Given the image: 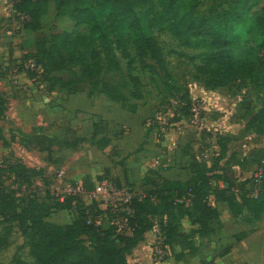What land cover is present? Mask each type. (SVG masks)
<instances>
[{
  "label": "rangeland",
  "instance_id": "1",
  "mask_svg": "<svg viewBox=\"0 0 264 264\" xmlns=\"http://www.w3.org/2000/svg\"><path fill=\"white\" fill-rule=\"evenodd\" d=\"M90 1L96 2L95 0ZM122 1L124 6L134 10L138 18L151 23V33L160 50L163 64H158L155 60L147 57V65L153 67L144 66L134 46L133 37L125 33L123 42L131 54L132 65L130 68V60L123 57L120 50L117 49V37L111 32L109 38L112 44L111 47L109 46V50L114 61H108L105 50L103 51L102 45H109V43L103 44L101 39L96 42L97 47L103 51L101 77L107 82L120 86L127 82L129 88L136 91L131 83L130 73L137 76L140 80V87L136 94L140 95V98L130 95L126 102L113 101L110 103L109 101L112 100L109 98L99 96L100 98L95 102L96 117L90 121L85 117H73L75 109L83 108L80 106L84 100L80 98L81 96L71 100L70 97L74 94L71 92L77 88L76 93H87L92 86L89 80L81 77L83 66L77 63L72 64L61 77L64 81H70V92L59 87L49 91L48 84L44 81L43 88L20 89L23 91L19 94L23 98L21 103H14L7 99L8 112L6 111L1 116L0 129L1 135L6 133L8 149L3 151L0 148V163H5L9 158L14 157L22 162L26 175L42 177L45 174L64 170L66 179L79 182L97 181L103 176H108L119 181L122 185L133 186L145 192L148 188L140 184L145 183L144 180L140 181L141 175L157 172L150 166L144 168L140 165L138 154L146 148L143 147L144 136L140 138L139 133L141 129H144L143 131L149 134L146 136V143L154 145V148L149 150L153 152L150 154L152 159L158 155H160L159 160L168 157L169 152L173 151L169 146H172L177 135L192 132L202 138V141L200 139L198 141L204 143H202L204 145L202 150H207L206 154L211 163L214 161L212 166L215 164L216 158L219 157L216 147L224 144L228 148L233 147L239 151L235 152V157L239 159L244 168H247L250 160L257 162L256 168L250 176L253 177L256 170L264 165L259 153L260 147L264 145L263 118L257 117L254 122L256 125L254 131L260 135L249 131L246 125L258 113L264 114V76L261 75L256 80L233 81L219 89H216L217 87L210 89L206 83L208 84V81L214 83L217 79H209L210 76L200 74L198 67L204 65L211 49L205 47V43L195 44L199 38L192 33L199 29L197 24L192 22L190 12L184 10L182 6H171L169 2H163V0ZM236 7L240 11L245 9L247 17L245 22L236 25V31L243 34L242 40L230 47L229 50L235 57H241L249 52H253V55L258 57L259 43L264 35V28L260 23L264 14V0H199L197 11L194 12L193 17L208 16L214 10L222 12ZM72 10L76 13V3L73 4ZM0 23L3 24L4 32L9 38L8 51L13 55L18 51L17 57L11 60L14 65L27 53L32 54L39 40L45 41L48 45L52 44L57 31L70 32L74 28V19L68 15L59 16L56 14L53 3L49 7L47 17L43 20V28L39 31L28 32L24 29L22 20L9 14L7 0H0ZM77 29L89 36L93 34L87 24L78 25ZM82 50L87 52L88 48L84 47ZM8 65L0 63V73L6 74L7 69L5 71V68ZM9 85L12 86L9 79L1 83L3 89L4 87L8 89ZM20 90L18 91L20 92ZM183 93H188L192 106L199 112V123L217 129L216 136L206 130L201 131L196 127L186 125L169 126L165 135L162 136L158 135L154 127H146V121L150 117H167L169 124L175 123V113L180 108L176 101ZM97 94L102 93L98 92ZM184 112L186 109L180 111L182 117H188L189 114ZM99 115L113 117L114 119L111 120L114 123L110 124L109 121L99 118L102 117ZM128 117H143V128L138 126L132 130L126 126L123 121ZM219 118L226 119L229 127L237 124L240 127V136H246L245 133L255 134L250 138L255 144L251 148L253 152L250 155L243 154V147L237 148L238 145L242 146V143H237L236 137L227 136L228 134L225 136L216 125H211L210 119L217 120ZM77 127H79L78 131ZM257 127L263 131L259 132ZM172 134L176 136L172 138ZM119 145H124L122 152L118 148ZM183 152L186 151L181 150V158H185ZM242 159L244 160L242 161ZM127 160H131L132 168L127 166ZM9 173L0 172L1 184L5 186L12 184L14 179ZM4 175H6L5 179ZM149 175L145 180L150 179ZM250 181L251 178L248 182L250 183ZM49 183L50 181H47V184ZM13 209L6 199H3L2 203L0 202V264H13L17 259H22L27 264H38L31 254L32 231L27 228L29 222L23 225L20 221L8 218L4 220L3 213L8 212L12 215ZM41 211V208L37 207L36 212L41 213ZM182 211L191 214L187 208H183ZM53 215L54 220L60 224L78 218L77 214L67 210L54 212ZM193 217L194 214H191V221ZM165 221L163 217L155 218L154 224L147 231L152 232L153 235L156 229V235L154 234L156 237L157 228L162 222L166 224ZM187 225L189 226V223L185 219L183 227ZM179 245V247L185 246L186 248L191 246L184 240H181ZM153 247L149 251L148 261L142 259L140 253L135 251L130 254L129 262L131 264L172 263L173 248L169 246L165 255L160 258L156 256ZM219 255L220 253L213 257L211 264H215V259ZM259 262L260 260H255V264H259Z\"/></svg>",
  "mask_w": 264,
  "mask_h": 264
},
{
  "label": "trees",
  "instance_id": "2",
  "mask_svg": "<svg viewBox=\"0 0 264 264\" xmlns=\"http://www.w3.org/2000/svg\"><path fill=\"white\" fill-rule=\"evenodd\" d=\"M17 0L14 8L21 14L28 17L24 23L26 31L34 32L43 28V20L47 17L51 3L54 4L56 14L59 16H71L74 19L72 31H57L54 34V43L47 44L45 41H38L32 54L27 53L24 58H35L44 68V81L48 84V90L56 88L67 89L69 91L70 81L61 79L68 67L72 64H80L82 68V79L90 81L92 88L88 90L89 96L98 92L106 95L110 100L126 102L129 96L140 98L136 94L139 90L140 80L130 73L131 83L135 90L129 88L126 82L122 86L116 83L107 82L102 79L103 51L109 60L114 61L110 53L112 41L109 33L116 37L117 49L123 57L129 59L131 68V54L126 48L123 38L127 33L133 37L134 46L139 53L141 63L146 67V58L150 57L158 64H163V58L155 39L151 33V23L138 18L133 9L124 6L122 0ZM169 2L171 6L179 5L192 16V22L197 24L198 31L192 33L197 39V45L205 43V47L211 49L206 57L203 66L198 67V72L217 81L207 86L218 88L226 86L233 81L256 80L261 75L264 76V35L259 43L258 57L249 52L241 57L231 54L229 48L240 42L243 34L236 31V25L245 22L246 10L232 8L226 11L217 12L214 10L208 16L193 17L197 11L199 0H163ZM76 3V13L72 6ZM106 18V19H105ZM260 23L264 28V14ZM87 24L90 26L92 35L77 29L78 25ZM102 40L103 51L97 45V40ZM100 40V41H101ZM87 47V52L82 48ZM89 57V59H88ZM115 64V63H114ZM117 67L119 65L117 64ZM30 76L32 72H28ZM213 84V85H212ZM74 89L71 93H76ZM70 92V91H69ZM181 100L186 102L180 110L186 109L188 114L191 99L188 93H183ZM178 109V112L180 111ZM7 111L6 99L0 94V119ZM264 114L258 113L250 119L247 128H256L255 119ZM180 120V116L175 118ZM264 126V125H263ZM258 128V127H257ZM258 131H263L258 128ZM0 129V137H1ZM226 147L223 144V149ZM191 169L193 178L186 182H171L161 177L151 178L152 188L146 189L147 197L141 201L133 203L134 215L131 225L134 228L133 235L128 237L116 235L112 228H102L94 224H88L84 216V210L79 209L78 218L71 224L61 225L47 220L51 214L61 210L72 208L71 201L66 203L53 202L48 195V199H37L20 197L17 191L10 187H0V202L3 199L12 205L13 214L3 213L6 218L20 221L23 225L28 223L31 233V254L38 264H130L127 255L143 239L145 232L154 224L153 220L158 217L165 218L166 224L160 225L166 239L165 243L170 246L178 235L177 219L184 215L194 214L193 221L199 222L201 233L211 231V222L218 216L215 206L209 204V197L215 199L228 200L226 190L216 189L212 185V175L207 173L199 163H192ZM0 171H9L24 181L30 175L24 173L22 164L10 167L9 170L0 168ZM117 181V180H116ZM119 185L120 182L117 181ZM186 196L190 197L192 205L176 203V200ZM264 192L258 199H253L249 204L261 209L264 205ZM37 207L41 208V213L36 212ZM183 208H187L190 213H184ZM13 264H27L22 259H17Z\"/></svg>",
  "mask_w": 264,
  "mask_h": 264
},
{
  "label": "crops",
  "instance_id": "3",
  "mask_svg": "<svg viewBox=\"0 0 264 264\" xmlns=\"http://www.w3.org/2000/svg\"><path fill=\"white\" fill-rule=\"evenodd\" d=\"M8 50L9 38L4 32L3 24L0 23V63L10 65L5 68V71L7 69L6 74L0 73V94L6 101L8 99L14 103H21V101L23 102V98H21L19 94L23 91L20 89H26L24 84H30V77L27 72H20L16 80L11 78L10 72L14 66V62H11V60L17 57L18 51L13 55ZM7 79L10 80L12 86L9 85L8 89L5 87L3 89L1 83L7 81ZM209 88L211 89L212 87ZM219 88L220 87L216 89ZM18 90H20V92ZM77 96H81L80 98H83L84 103L80 106L83 108L75 109L73 117H85L88 118V121L96 117L95 102L100 98L99 96L108 98L103 94L89 96L88 91L82 94H72L70 98L73 100L77 98ZM109 102L111 103L113 101ZM6 106L8 108V104H6ZM99 116H102L99 118L109 121L110 124L114 123V121L112 122L114 119L113 117ZM142 118L143 117H128L123 123L132 128V130L136 129L138 126L143 128ZM210 120L211 125H216L218 130L225 136L228 134L227 136L231 135L236 137L237 143H242V146L238 145L239 147L237 148L243 147V154L245 156L253 152L251 148H253L255 144L250 138L255 135L254 133H245L244 135L246 136H240L241 134L239 133H241V131H239L240 127L237 124L236 126H231L230 124L231 127H229L224 118ZM78 130L79 127H77V131ZM143 130H140L139 135L140 138L144 136L143 147L146 149L138 154L140 165L144 168L150 166V168L157 173H152L150 175L143 173L140 181L142 182L144 180L145 183L140 184L150 189L153 186L150 179L155 177H161L171 182L189 181L194 175L191 165L196 162L205 168L209 175H212L211 182L214 188L226 190V194L224 195H226V197H231V202L228 200L215 199V207L218 211V216L212 220L211 231L206 234L199 231V222L191 221L192 218L190 215H184L177 219L178 235L170 245L174 251L172 263L170 264H211L213 257L219 253L220 255L218 258L215 259V264H255V260H260L259 264H264V205L261 209H258L249 204L253 202V199L249 195L251 184L248 181L251 178L250 176L253 170L256 168L257 162L250 160L247 164V168H244V166L240 164L239 159L235 157L237 149L233 147H224L223 149V145L221 144L222 146L216 147L219 157L216 158L215 164L212 166L211 164L214 161L211 163V160L206 154L207 150H202V148H204V143L202 142V144L198 141V139L202 141V138L198 134L192 132L179 133L177 135V138L172 142V146H169V148L172 147L173 151L169 152L168 157L159 160L160 155H158L152 159L150 154H153V152L149 150L153 149L154 145L152 143H146V136L149 134L145 133ZM248 130L255 132L254 128H248ZM255 133L259 134L258 132ZM5 134L6 133H3V136L0 137V148H2L3 151L8 149ZM175 136V134H172L171 137L174 138ZM118 148L122 152L124 145H119ZM182 149L186 151L183 152L185 158H181ZM259 153L261 154V160L264 161V145L260 147ZM243 160L244 159H242V161ZM127 162V166L132 168V165H130L131 160H127ZM147 175H149L150 179L145 180ZM185 219L188 221L189 226L183 227ZM47 220L57 223L56 220H54L53 214L47 217ZM72 222L73 221H67L61 223V225L71 224ZM155 231L156 229L154 230V234ZM154 234L152 235L150 231L145 232L143 239L127 255L128 262L130 254L135 251L140 253L142 259L148 261L149 251L156 238V234ZM181 240H184L188 245L190 243L191 246L188 248L185 246L179 247Z\"/></svg>",
  "mask_w": 264,
  "mask_h": 264
},
{
  "label": "built area",
  "instance_id": "4",
  "mask_svg": "<svg viewBox=\"0 0 264 264\" xmlns=\"http://www.w3.org/2000/svg\"><path fill=\"white\" fill-rule=\"evenodd\" d=\"M16 1L17 0H7V10L10 15L19 18L25 23L28 17L14 8ZM12 68L10 75L13 80H16L20 72L33 73L32 76L28 73L30 84H24L26 89L31 87H44V68L35 58L25 59L23 57L18 59ZM176 103L180 108L186 105V102L182 101L180 96ZM180 111L178 112L177 109L175 113V118L180 116V120L176 121L174 119L175 123L169 124L167 117H150L146 121V127H154L158 135L161 136L163 134L165 135L169 126L179 127L181 125H186L188 127L193 126L201 131L206 130L213 136L217 135V129L199 123V112L192 106V102L188 110V117H182ZM17 164H22V162L17 158L11 157L5 163H0V168L9 170L10 167ZM5 173H9V171ZM9 174H12L14 180L11 185L6 186L16 190L18 196L48 199L47 197L49 195V200L53 202L66 203L67 201H71L72 208L67 209V211L78 214L79 209H83L88 224H94L102 228H112L114 232L128 237L132 236L134 231L131 225V219L134 215L133 203L147 197L146 192L136 189L133 186L119 185L116 180L108 176H103L97 181L79 182L66 179L65 171L58 170L48 175L45 174L42 177L30 175L29 179L24 181L18 178L15 173ZM3 178L5 179L6 175H4ZM47 181H50V183L47 184ZM250 184V197L258 199L264 192V165H261L256 170L253 177H251ZM1 185L3 187L4 184H1L0 180V187ZM176 203H184L187 206L192 205L190 197L186 196L177 199ZM209 204L215 206L214 196L209 197ZM165 239L166 237L159 226L157 228V236L154 240L153 248L156 256L160 258L165 255L169 247L165 243Z\"/></svg>",
  "mask_w": 264,
  "mask_h": 264
}]
</instances>
